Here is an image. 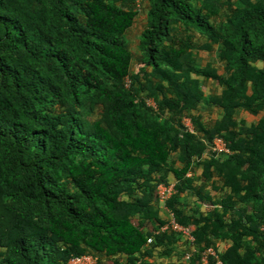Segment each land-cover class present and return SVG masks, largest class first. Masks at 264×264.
Masks as SVG:
<instances>
[{
	"label": "trees",
	"instance_id": "1",
	"mask_svg": "<svg viewBox=\"0 0 264 264\" xmlns=\"http://www.w3.org/2000/svg\"><path fill=\"white\" fill-rule=\"evenodd\" d=\"M140 2L137 56L127 33ZM214 50L226 74L201 56ZM201 78L221 92L206 98ZM242 111L264 112V0H0V264L170 257L176 231H154L169 222L157 187L171 176L166 206L196 226L190 264H264V114ZM219 136L226 158L211 149ZM197 167L226 192L205 217L181 205L185 192L213 201Z\"/></svg>",
	"mask_w": 264,
	"mask_h": 264
},
{
	"label": "crops",
	"instance_id": "2",
	"mask_svg": "<svg viewBox=\"0 0 264 264\" xmlns=\"http://www.w3.org/2000/svg\"><path fill=\"white\" fill-rule=\"evenodd\" d=\"M244 112H245V114H243V117L240 116V118L246 119V121L249 122V123H252V122H255V121L259 120V118L264 114V112H261L258 115H253V114H251L249 112H246V111H244ZM241 113H240V115H241ZM256 116H259V118L256 119V120L255 119L254 120L253 119L251 120V117H256ZM216 157H218V158H226L228 156H225V155H216ZM189 175H191L193 177V171ZM170 179H171V182H175L172 176L170 177ZM194 182H196L198 184L205 185L206 190L209 191V192L211 191V193H212V196L211 197H212L213 201H211L210 199H206L204 201H201V200H199V199H197L195 197H190L188 195V192H185V193L182 194L181 205L185 209L189 207L188 205H196V206L199 207V211H198L197 215L198 216L205 217L208 214V212H210L211 210H214V209H216L218 207V205H219L217 203L218 202V199H221L222 197L226 196V192H214L212 190V188H211V185H212V182H213L212 180H205V179L203 180L202 179L199 182L196 181V180H194ZM162 208L163 209H166L168 211V215H167V217H163L161 215V212H159L160 215H161V217H163L165 219H168V221H170L172 219V214L168 210L167 206L164 205L163 203L161 204V209ZM135 220H137V223L135 222ZM134 223L136 225H138L143 230H152L156 226V224L153 221H144V220H139V219H134ZM195 227H196L195 225L189 226L191 232L195 229ZM176 233H177V235H178L179 238H178V241L173 244L174 251H173V253H172V255L170 257H162V256H157L156 255V256H153V257H147L146 260L148 262H150L151 264H168L170 262L171 263H174V264H190V256L189 255H191V253H189L187 250L188 249L194 250L195 249L194 244H193V242L191 243L187 239V237H185L184 234L178 233V232H176ZM156 241H157V239L154 236V240H153L152 243H154ZM152 243H149V245H151ZM183 243L187 244L186 245L187 248H185L184 250H182L181 248L178 249L177 247H175V244H177L178 246H181ZM230 244H231V241H226V242H223L222 241V242H219L218 243V249L220 251L225 250V249L228 248V246ZM162 249L161 248H159V249L156 248L155 249V253L158 254ZM183 252H185V255L183 254ZM218 264H222V262H218Z\"/></svg>",
	"mask_w": 264,
	"mask_h": 264
},
{
	"label": "rangeland",
	"instance_id": "3",
	"mask_svg": "<svg viewBox=\"0 0 264 264\" xmlns=\"http://www.w3.org/2000/svg\"><path fill=\"white\" fill-rule=\"evenodd\" d=\"M140 1V0H139ZM142 3V8L140 11L139 16L136 19L135 24L131 27V29L128 31L127 33V38H128V42L130 45V48L132 49V51L135 53V55L139 56L140 55V50H139V44H140V39L142 36V32L145 29V25H146V21H147V10H146V5L143 2H140V5ZM201 56L204 58L205 62L211 63L214 67L218 68L219 72L222 74H226V69L224 66V63L221 61L220 59V55L218 50H214L212 53H209L208 51H201ZM201 87L202 89L205 91V96L206 98L208 97H212V95H214L215 93H219L221 92V86L218 83V81H216L214 78H210L207 81H204L201 78ZM202 107L205 108L207 107L206 103H202ZM204 119L207 122L210 121H214L216 119L219 118L220 116V111L216 108H213L212 111L208 110L205 108L204 111ZM243 114H245V112L243 111L241 113L240 116L243 117ZM259 116L256 117H251V120L253 119H258ZM177 156L178 153H174L173 155V160L175 162H177ZM202 168L201 167H197L194 171H193V177L196 181H201L202 179L204 180V178H202ZM161 215L163 217H167L168 215V211L166 209H161ZM135 222L137 223V220H135ZM185 237H187V239L192 243L191 239L189 238V234H184ZM187 244L183 243L181 246H178L177 244H175V247H177L178 249L181 248L182 250H184L185 248H187L186 246ZM192 246V245H191ZM156 248H163L162 245H156ZM190 253V252H189ZM125 259H121L120 261H124ZM104 264H113V261L110 259H105V263Z\"/></svg>",
	"mask_w": 264,
	"mask_h": 264
},
{
	"label": "built area",
	"instance_id": "4",
	"mask_svg": "<svg viewBox=\"0 0 264 264\" xmlns=\"http://www.w3.org/2000/svg\"><path fill=\"white\" fill-rule=\"evenodd\" d=\"M148 102L152 105L155 106V102L150 99L148 100ZM184 122L186 124V126L193 131L194 127L192 124V120L189 117H186L184 119ZM211 149L212 151L216 154V155H225V156H229L232 154V150L228 145V142L226 141V139L222 136L216 137L213 141V144L211 145ZM176 186H175V182H171L170 184H165V183H161L158 185L157 187V193H158V197L160 199V201L166 205V202L168 200H170L175 194H176ZM168 229H172L178 233H182V234H189V238L191 239V241H194V237L192 235V232L190 230L189 227H185L181 224H179L178 222H176L174 216L172 215V219L165 225H163L160 229L154 231V235L158 234L161 231H165ZM262 229L264 230V224L262 226ZM154 235L148 238V243H152L154 240ZM210 255L213 256H217V252L214 248H209L206 249L203 252L202 255V260L206 263L208 262V258ZM190 256V255H189ZM66 264H99V256L92 254V253H87V254H82V255H76L71 257Z\"/></svg>",
	"mask_w": 264,
	"mask_h": 264
}]
</instances>
